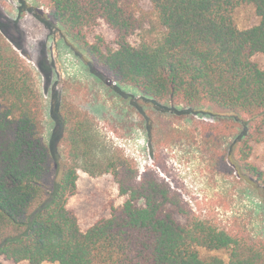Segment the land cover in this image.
<instances>
[{
	"label": "trees",
	"instance_id": "1",
	"mask_svg": "<svg viewBox=\"0 0 264 264\" xmlns=\"http://www.w3.org/2000/svg\"><path fill=\"white\" fill-rule=\"evenodd\" d=\"M63 36L117 85L156 104L229 115L218 135L234 141L216 153L264 202V0H30ZM253 7L260 23L240 29L236 12ZM116 47L90 34L101 23ZM137 37L136 44L131 39ZM218 113V114H217ZM220 113V114H219ZM61 161L45 141V103L34 71L0 33V258L20 264H264L263 233L222 226L195 213L156 170L141 173L106 149L94 119L64 99ZM231 131V132H228ZM80 172L112 176L125 203L82 231L69 200ZM264 216V215H263ZM201 250L222 255L203 258ZM1 264V263H0Z\"/></svg>",
	"mask_w": 264,
	"mask_h": 264
},
{
	"label": "rangeland",
	"instance_id": "2",
	"mask_svg": "<svg viewBox=\"0 0 264 264\" xmlns=\"http://www.w3.org/2000/svg\"><path fill=\"white\" fill-rule=\"evenodd\" d=\"M140 2L150 11L149 2ZM48 14L30 0H0V33L34 71L45 103L44 138L57 166L63 138L60 110L64 99H69L94 119L107 150L123 151L141 173L156 170L197 215L213 217L222 226L246 224L254 233H263L264 202L259 192L246 177H239L232 164L220 168L215 156L227 153L234 141L231 133L218 135L216 127L224 120L234 122L233 118L182 105L156 104L133 88L117 85L74 48ZM236 18L242 30L260 23L253 7L239 9ZM95 36L116 47V34L105 23L94 29L91 40ZM131 41L136 44L138 38ZM254 61L264 66V56L257 55ZM252 162L264 171L262 147L257 148ZM125 201L112 176L96 178L80 172L78 192L68 205L82 231H87ZM201 255L224 256L206 250ZM0 263L15 264L3 258Z\"/></svg>",
	"mask_w": 264,
	"mask_h": 264
}]
</instances>
